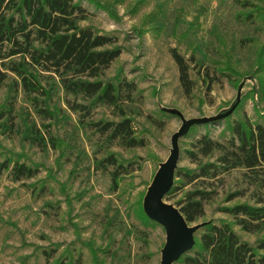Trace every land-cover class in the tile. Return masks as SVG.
Segmentation results:
<instances>
[{
    "label": "rangeland",
    "instance_id": "1",
    "mask_svg": "<svg viewBox=\"0 0 264 264\" xmlns=\"http://www.w3.org/2000/svg\"><path fill=\"white\" fill-rule=\"evenodd\" d=\"M73 1L87 14L80 25H90L113 37L121 49L119 57L104 71L103 80L120 73L135 83L133 101L125 104V108L134 119L144 145L132 149L115 143L107 146L88 129L86 124L90 120L118 119L107 106L94 107L86 115L73 112L66 100L85 102L56 89L49 103L56 116L49 121L33 111L19 89L14 103L16 124L19 126L22 118L27 117L42 132H50L64 144L61 149L49 146L41 149L22 140L19 132L0 131V160L20 156V162L38 168L33 178L20 181H13L9 171L0 174V264H55L56 259L67 260L65 250L72 256L73 264H92L87 244L105 249L97 252L101 264H159L166 230L154 221L145 225L139 219L140 194L143 192L145 196L152 188L154 176L169 159L172 138L184 122L198 120L196 127L189 131L190 126L176 137L178 170L196 167L185 150L191 149L194 140L204 133L225 143L229 135L222 133L224 123L218 115L235 104L237 88L220 74L217 62L225 61L228 54L239 71L255 70L257 46L264 38V30L259 21L238 15L241 6L236 0H159L164 4L159 17L161 30L137 37L133 28L143 14L153 9L154 1L142 6L137 14L129 15L125 9L134 0H125L115 7L116 19L89 0ZM189 25L193 28L188 40L178 45L177 37ZM217 37L223 45H219ZM190 44L208 78L203 81L200 76L193 91L185 94L170 49L178 45L181 52L189 54ZM250 77L242 87L255 84ZM208 79H211L209 90ZM9 96L13 92L7 80L0 88V109ZM253 105L248 98L243 101L241 111L251 120L263 122ZM258 106L264 110V102L258 101ZM106 152H113L127 167V173L120 176L115 188L108 173L112 167L102 170L96 165ZM215 156L204 158L203 162L214 160ZM242 172L234 169L201 183L211 193L204 201V216L199 223L229 219L219 208L226 205L223 198L234 190H243L245 196L240 200L249 199L252 187L242 179ZM177 196L170 199L163 196L162 203L174 206ZM235 230L250 245H255L260 237Z\"/></svg>",
    "mask_w": 264,
    "mask_h": 264
},
{
    "label": "trees",
    "instance_id": "2",
    "mask_svg": "<svg viewBox=\"0 0 264 264\" xmlns=\"http://www.w3.org/2000/svg\"><path fill=\"white\" fill-rule=\"evenodd\" d=\"M89 1L114 19L117 17L115 7L125 2ZM150 1H154L153 9L143 14L133 28L137 37L161 30L159 17L164 4L159 0H134L126 6L125 13L135 15ZM236 1L241 6L238 15L259 21L264 30V0ZM86 18L85 10L73 0H0V88L10 80L13 92V96L7 97L6 102L1 104V133L16 131L30 145L41 149L47 146L61 149L64 143L50 132H42L34 120L24 117L18 126L14 114V103L20 89L39 117L49 121L55 119L56 113L49 103L52 93L60 89L85 102L66 100L67 107L73 112L86 115L97 106L111 109L117 120H90L86 124L107 146L115 143L132 149L144 145V139L134 126V119L127 115L125 108V104L133 101L135 83L120 73L110 80H103L104 71L119 57L121 49L113 37L90 25L81 26L80 22ZM192 28L193 25H189L177 37L178 45L188 40ZM217 39L219 45H223L222 39ZM178 45L171 48L170 53L177 66L180 86L185 94H190L197 79L201 76L205 81L208 72L202 69L196 49L191 44L188 46L189 54L181 52ZM255 59L256 69L251 72L239 71L228 54L225 61L217 62L220 74L235 88L249 76L255 84L242 87L240 102L231 114L222 119V133L229 135L225 143L213 140L208 133L195 139L191 149L185 150V153L196 167L176 168L172 185L164 197L170 199L177 194L173 204L186 223L192 225L199 223L204 216V201L211 193L201 184L206 179L213 180L220 173L241 169L242 179L252 187V193L247 200H240L245 196L243 190L227 194L223 198L226 205L219 210L230 218L219 219L217 223L202 221L205 222L203 226L193 234L192 248L178 258V264H264V110L258 106V101L264 102V38L257 46ZM210 82L211 79H208L206 83L208 90ZM248 98L253 100V109L263 122L251 120L241 111L243 101ZM194 127L191 126L189 131ZM214 155V160L203 162L204 158ZM19 157L0 160V174L9 171L13 181L33 178L37 174V166L20 162ZM96 165L102 170L112 167L108 173L113 188L120 176L127 173V167L113 152H106ZM193 183L192 188H184ZM142 196L143 192L137 202V216L145 225L152 224L142 209ZM235 228L249 234H260V237L255 245H250L240 239ZM87 248L92 264H101L97 252H104L105 249H94L90 244ZM65 252L67 260L56 259L55 264H73L69 251Z\"/></svg>",
    "mask_w": 264,
    "mask_h": 264
},
{
    "label": "water",
    "instance_id": "3",
    "mask_svg": "<svg viewBox=\"0 0 264 264\" xmlns=\"http://www.w3.org/2000/svg\"><path fill=\"white\" fill-rule=\"evenodd\" d=\"M244 78L237 88V100L231 108L218 115L219 119H224L231 114L240 99V91ZM198 120L184 122L177 134L172 138V150L169 159L161 165L156 174L153 186L150 191L145 194L142 202V209L151 221H154L166 230V241L161 250V258L159 264H173L178 258L187 253L193 245V234L203 226L205 222L188 225L173 205H165L162 198L170 189L173 182L174 170L177 161L176 137L183 135L190 126L196 124Z\"/></svg>",
    "mask_w": 264,
    "mask_h": 264
}]
</instances>
